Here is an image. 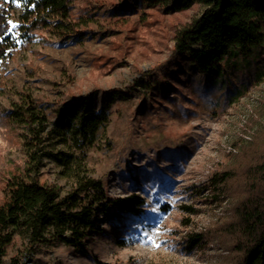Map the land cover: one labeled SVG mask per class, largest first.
<instances>
[{"label":"rangeland","instance_id":"obj_1","mask_svg":"<svg viewBox=\"0 0 264 264\" xmlns=\"http://www.w3.org/2000/svg\"><path fill=\"white\" fill-rule=\"evenodd\" d=\"M13 6L14 27L24 3ZM121 6L74 0L81 41L38 30L0 61V206L7 182L27 160V131L6 118L13 104L29 95L54 122L63 104L87 98L99 110L108 105L110 120L87 152L89 168L110 197L141 196L142 214L117 212L80 250L31 247L16 234L5 263L18 256L22 264H239L222 230L242 196V180L228 185L220 203L211 182L264 151V77L257 79L264 56L201 74L174 53L176 34L201 15V6L114 14ZM38 178L63 193L71 184L50 158ZM192 237L203 242L190 248Z\"/></svg>","mask_w":264,"mask_h":264},{"label":"trees","instance_id":"obj_2","mask_svg":"<svg viewBox=\"0 0 264 264\" xmlns=\"http://www.w3.org/2000/svg\"><path fill=\"white\" fill-rule=\"evenodd\" d=\"M14 1L0 0V61L18 45L31 42L38 30L81 41L79 26L72 19L74 0H21L24 12L13 27ZM116 1L123 5L113 12L116 15H133L141 9L175 14L201 6V15L178 31L174 46L175 56L201 74L240 69L238 63L246 66L264 56V0ZM262 77L264 65L257 72V79ZM107 110L108 105L99 110L94 101L81 98L63 104L51 122L29 95L13 104L6 118L27 131L23 136L27 160L24 171L7 182L0 206V264H7L5 257L16 234L31 247L58 244L80 250L117 212L142 214L146 202L141 196L110 197L87 163V152L97 145L110 121ZM44 158L52 159L71 182L65 193L59 186L40 182ZM237 170L217 173L211 182L216 203L223 200L232 181L239 178L243 184L242 196L222 232L232 239L239 264H264V151ZM202 239L192 237L190 248ZM8 264H22V260L15 256Z\"/></svg>","mask_w":264,"mask_h":264}]
</instances>
